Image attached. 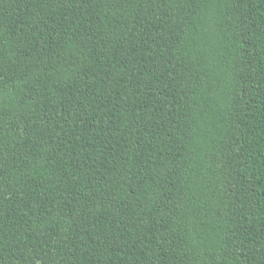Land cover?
I'll return each instance as SVG.
<instances>
[{"label":"trees","instance_id":"1","mask_svg":"<svg viewBox=\"0 0 264 264\" xmlns=\"http://www.w3.org/2000/svg\"><path fill=\"white\" fill-rule=\"evenodd\" d=\"M0 264H264V0H0Z\"/></svg>","mask_w":264,"mask_h":264}]
</instances>
